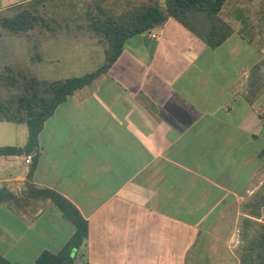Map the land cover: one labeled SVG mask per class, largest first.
<instances>
[{
    "label": "crops",
    "instance_id": "1",
    "mask_svg": "<svg viewBox=\"0 0 264 264\" xmlns=\"http://www.w3.org/2000/svg\"><path fill=\"white\" fill-rule=\"evenodd\" d=\"M131 1L0 0V14L32 8L44 28L18 34L20 48L4 54L41 80L94 72L108 44L93 18ZM263 7L231 0L222 15L234 33L217 48L172 17L130 37L111 68L45 122L32 180L26 157L35 154L0 156V190L20 198L31 183L72 202L88 224L76 264H232V244L243 242L242 264L264 223L254 217L264 208V94L246 98L264 60ZM28 139L25 123L0 121V147ZM22 199L0 204V254L34 264L75 228L50 199Z\"/></svg>",
    "mask_w": 264,
    "mask_h": 264
},
{
    "label": "trees",
    "instance_id": "2",
    "mask_svg": "<svg viewBox=\"0 0 264 264\" xmlns=\"http://www.w3.org/2000/svg\"><path fill=\"white\" fill-rule=\"evenodd\" d=\"M231 0H165L161 5L158 0H132L120 14L104 12L103 16L93 18L92 27L108 44L105 64L94 72L66 80H41L36 77L21 75L8 76L9 87L20 90L19 94L2 100L0 96V121L25 123L29 139L25 147H0V156L35 154L28 179L32 180L39 161V136L45 122L54 114L56 108L64 103L77 90L91 85L105 74L123 52L125 42L133 36L162 26L169 18H175L190 31L201 37L211 48L222 45L233 33L234 28L225 20L223 10ZM264 10V7H263ZM40 16L30 9H20L11 16L0 14V36L6 28L16 34L33 30ZM250 43L256 40L249 39ZM257 44L264 47L259 40ZM264 60L251 72L249 91L246 96L249 103H254L264 94ZM28 194L25 199H50L56 205L64 219L70 222L75 233L58 253L43 252L34 264H76V253L88 236V224L78 208L64 196L48 189H39L27 184ZM23 197H18L9 189L0 190V204L8 203L15 207ZM264 205V199L257 203ZM257 218H264L263 212ZM259 236L250 244L248 255L242 264H264V223H257ZM255 253L256 254L255 256ZM0 264H15L0 254Z\"/></svg>",
    "mask_w": 264,
    "mask_h": 264
},
{
    "label": "rangeland",
    "instance_id": "3",
    "mask_svg": "<svg viewBox=\"0 0 264 264\" xmlns=\"http://www.w3.org/2000/svg\"><path fill=\"white\" fill-rule=\"evenodd\" d=\"M27 9H30L32 11V8H27ZM45 9L50 10V7L47 6ZM65 9L69 10V9H71V7L68 6ZM124 9L125 8H122V10L120 9V11L122 12ZM13 13L14 12L8 13L7 15H12ZM42 25H43L42 21L39 20L37 25L35 26V28L33 30L44 29ZM33 30H30L29 32H31ZM17 35L18 34L13 33L6 28H3L2 29V35L0 36V96H1L2 100H7L11 96L19 94V92H20V90H15V89L9 87V85L6 81L7 77L14 75V76L20 78L21 75L27 74L26 71H23L22 69H20L18 67L21 65L16 64L17 62H16L15 57H8L7 55L4 54V52H6V49L8 48L6 46L7 44L8 45L14 44L13 45L14 47H16V45H17L16 49H18V47H19L17 44L18 40H16ZM261 41L264 43V38L261 39ZM94 67H95L94 65H88L86 68H83L82 70L79 69L77 71L72 72V75H81L82 76L85 73H90V71L92 72V70L95 69ZM17 126H18V130L20 131L21 125H17ZM53 206H54V207H52L53 209L54 208L59 209L56 205H53ZM250 231H251V229H250ZM257 233H259V232L255 231L253 234L250 233L251 238L249 240L254 239L252 236H256ZM247 244H250V242H247L244 245L247 246ZM242 245H243V242H241V244L235 248L234 243L232 244L233 247L231 250L234 252L232 254V260H231L232 264H241L240 255L242 254V252H241ZM256 254H258V253H255V256H256ZM243 255H244V253H243ZM76 262H77V258H76ZM213 264H215V263H213Z\"/></svg>",
    "mask_w": 264,
    "mask_h": 264
},
{
    "label": "built area",
    "instance_id": "4",
    "mask_svg": "<svg viewBox=\"0 0 264 264\" xmlns=\"http://www.w3.org/2000/svg\"><path fill=\"white\" fill-rule=\"evenodd\" d=\"M152 37H156V34H152ZM26 163L28 164V165H30V164H32L33 163V156L32 155H28L27 157H26Z\"/></svg>",
    "mask_w": 264,
    "mask_h": 264
},
{
    "label": "water",
    "instance_id": "5",
    "mask_svg": "<svg viewBox=\"0 0 264 264\" xmlns=\"http://www.w3.org/2000/svg\"><path fill=\"white\" fill-rule=\"evenodd\" d=\"M263 215H264V208H263Z\"/></svg>",
    "mask_w": 264,
    "mask_h": 264
}]
</instances>
